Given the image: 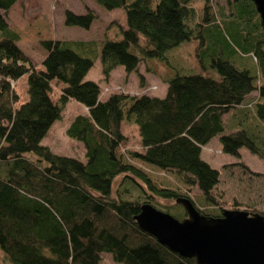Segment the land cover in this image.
<instances>
[{
    "label": "trees",
    "instance_id": "16d2710c",
    "mask_svg": "<svg viewBox=\"0 0 264 264\" xmlns=\"http://www.w3.org/2000/svg\"><path fill=\"white\" fill-rule=\"evenodd\" d=\"M17 1L0 0V264H100L103 253L118 264H196L140 230L133 217L149 203L182 220L177 197L219 217L221 172L201 156L213 139L248 176L264 177L238 161L245 148L264 164V31L251 0H95L125 15V26L109 23L100 42L105 83L122 66L144 88L141 65L160 78L152 65H169L168 57L181 56L167 52L188 49L183 68L161 65L162 97L117 91L106 99V86L84 80L94 61L72 49L90 50L88 42L40 40L42 68L32 64L6 15ZM96 19L87 7L83 14L64 11L68 27L89 29ZM22 77L25 100L16 90ZM69 100L86 109L65 130L82 144L84 161L41 144ZM123 124L136 127L139 151L121 149ZM232 202L229 209L241 208ZM257 212L264 219V210Z\"/></svg>",
    "mask_w": 264,
    "mask_h": 264
},
{
    "label": "rangeland",
    "instance_id": "374dc122",
    "mask_svg": "<svg viewBox=\"0 0 264 264\" xmlns=\"http://www.w3.org/2000/svg\"><path fill=\"white\" fill-rule=\"evenodd\" d=\"M224 0H213V4L224 6ZM199 1L193 2V16L197 20L199 15ZM92 9L97 15V19L92 22L89 29H83L76 26L68 27L64 25V11H71L74 14H83L85 8ZM7 18L12 30L19 34L20 40L17 42L19 48L31 59L32 64L41 69V60L44 56V51L39 46V41L43 39L62 40V41H82L90 43V50L83 51L75 49L79 54L92 59L93 65L84 76V80H90L100 85L101 90L108 88V91L101 94L102 99H106L111 94L120 91L130 95L144 93L158 94L159 89H164L160 83V79L150 73H145L144 65L140 66V72L143 74L146 86L140 88L137 86L138 79L135 74L125 77V72L122 66H117L111 73L110 80L105 83L101 74V64L99 46L103 40L104 32L109 23L118 21L125 26V15L122 9L106 10L99 6L95 0H19L13 9L7 12ZM116 27L107 29L106 36L114 35ZM113 35L111 37H113ZM188 49L185 47H177L175 50L167 52V57L181 56V59L174 61L168 57L170 64L162 61H157L153 68L156 74L164 76L166 70L161 66L164 64L169 70H176L184 67L185 58ZM172 56V57H173ZM252 68L249 64L248 68ZM128 80V82L126 81ZM61 85V84H59ZM53 98L58 97L60 86L52 85ZM106 86V87H105ZM16 90L25 100V77L17 81ZM162 92V90H161ZM86 109L75 101L69 100L61 114V118L55 121L48 130L41 144L46 145L50 150L58 155H64L80 159L84 161V151L82 144L75 139L68 137L65 130L69 121L77 114H84ZM122 133L127 138L125 144L121 147L122 150L129 149L139 151L140 144L137 134V129L134 125L123 124ZM203 160L209 163L212 168L221 172L220 181L215 189L224 200L223 209L232 207V200L235 198L239 204L240 210L246 209L244 205L250 206L253 211L247 210L249 214L259 213L257 211L264 210V177L255 175H247L238 165L237 160L223 154L220 151L219 142L213 139L208 145L202 148L201 154ZM240 159L252 172L263 173L264 164L254 155H251L245 148L240 149ZM117 181V180H116ZM165 203V202H163ZM100 264H118L115 263L108 253L101 255Z\"/></svg>",
    "mask_w": 264,
    "mask_h": 264
},
{
    "label": "water",
    "instance_id": "95a60500",
    "mask_svg": "<svg viewBox=\"0 0 264 264\" xmlns=\"http://www.w3.org/2000/svg\"><path fill=\"white\" fill-rule=\"evenodd\" d=\"M264 31V0H251ZM186 217L178 220L149 203L133 217L138 228L170 251L196 264H264V219L260 213L224 209L219 217L201 214L177 197Z\"/></svg>",
    "mask_w": 264,
    "mask_h": 264
},
{
    "label": "crops",
    "instance_id": "0c3cea01",
    "mask_svg": "<svg viewBox=\"0 0 264 264\" xmlns=\"http://www.w3.org/2000/svg\"><path fill=\"white\" fill-rule=\"evenodd\" d=\"M18 1H19V0H18ZM18 1H17V2H18ZM17 2L15 3V5L17 4ZM15 5H14V6H15ZM14 6H13L11 9H13ZM163 68H164V67H163ZM164 69H165V68H164ZM165 70H166V69H165ZM166 71H167V70H166ZM167 75H168V74H167ZM159 77H160V78H159V79H160V83H161L163 86H165V87H164V89H159V90H158V91H159L158 94H153V93H152V95H154V96H158V97H162V96L165 94V90H166V84L164 83V78H165V76H161V75H160ZM162 79H163V81H162ZM126 81L128 82V80H126ZM137 86H138V84H137ZM161 90H162V92H161Z\"/></svg>",
    "mask_w": 264,
    "mask_h": 264
},
{
    "label": "clouds",
    "instance_id": "9594fccd",
    "mask_svg": "<svg viewBox=\"0 0 264 264\" xmlns=\"http://www.w3.org/2000/svg\"><path fill=\"white\" fill-rule=\"evenodd\" d=\"M106 91H107V88H106Z\"/></svg>",
    "mask_w": 264,
    "mask_h": 264
}]
</instances>
